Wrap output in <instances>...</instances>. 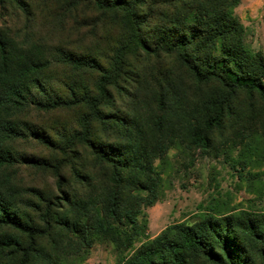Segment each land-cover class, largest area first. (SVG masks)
<instances>
[{
    "label": "rangeland",
    "instance_id": "374dc122",
    "mask_svg": "<svg viewBox=\"0 0 264 264\" xmlns=\"http://www.w3.org/2000/svg\"><path fill=\"white\" fill-rule=\"evenodd\" d=\"M103 1L105 7L99 6L98 0H0V32L11 45L34 50L40 59L50 61L48 70L40 76L41 96L62 97L72 103L50 111L33 107L25 115L29 126L48 136L53 144H44L30 135L14 145L19 153L47 162L46 166L18 165L13 180L16 211L25 222L42 229H46V209L56 214L49 230L38 237L31 264L118 263L116 248L110 240L92 235L90 229V240L84 241L78 232L89 230L88 225L93 222L95 193L85 192L86 186L77 183L75 176L84 168L99 177L106 175L85 146L86 132L90 141L113 153L117 151L121 157L130 149L145 162L152 158L154 173L161 179L160 198L149 206H138V221L146 227L140 230L132 252L170 226H193L210 214L220 218L239 216L245 221L250 218L263 224L264 136L259 133L255 154L236 143L230 128L214 135V147L208 152L183 142L184 125L195 121L200 110L197 85L174 58L165 57L163 66L184 78L182 86L165 82L161 87L158 80L164 81L161 75L165 73L162 60L131 47L127 49L120 80L110 87L100 112L93 115L83 102L87 97L100 95L99 82L105 71L112 70L117 50L129 41L131 33L122 12L112 7L114 0ZM139 12L146 13L147 7L141 5ZM235 15L246 27L247 41L253 50L264 52V0H241ZM66 55L97 61L103 70L73 68L62 62ZM164 97L168 99L165 110L161 108ZM247 101L240 95L234 110H248ZM250 108L256 117L246 121L263 131L262 108ZM138 136L145 140H138ZM163 146H169L166 156L163 160L155 159L152 152ZM98 185L102 186V182ZM63 191L73 192L81 207H69ZM84 205L88 213L84 212ZM67 220L70 225H66ZM245 235V257L235 248L237 255L246 258L245 264H264V255L253 235L249 231ZM2 236H10L23 246L28 244V238L15 229H0ZM192 261L210 264L201 256ZM0 264H19V254L0 251Z\"/></svg>",
    "mask_w": 264,
    "mask_h": 264
},
{
    "label": "trees",
    "instance_id": "16d2710c",
    "mask_svg": "<svg viewBox=\"0 0 264 264\" xmlns=\"http://www.w3.org/2000/svg\"><path fill=\"white\" fill-rule=\"evenodd\" d=\"M240 3L241 0H114L112 7L122 12V19L131 32L129 41L117 50L112 70L104 72L97 87L100 95L87 97L83 102L93 115L100 112L99 107L110 95V87L120 80L127 49L131 47L154 55L162 60V66L165 57L174 58L197 85V108L200 110L195 121L189 120L187 126L184 125L183 142L208 152L214 147V135L230 128L236 143L255 154L257 146L254 144H257L259 133L264 136V119L263 131L246 119L256 117L252 115L255 113L250 108L252 105L255 111L262 108L260 114L264 113V52L254 51L247 41V29L235 15ZM97 4L106 5L103 0H98ZM141 5L147 7L146 13L139 12ZM40 58L34 50L11 45L8 37L0 32V229H15L28 238V244L23 246L10 236H2L0 251L13 250L19 254V264L32 263L38 237L49 230L56 214L46 209L43 218L46 229H42L25 222L16 211L13 180L18 165L46 166L47 162L19 153L14 145L30 135L44 144H53L48 136L29 126L25 115L33 107L50 111L72 104L62 97L41 96L40 76L48 70L50 61ZM62 62L78 70H103L97 61L73 55H66ZM163 68L165 73L161 78L164 81L158 80L161 87L165 82L183 85V77L168 72V66ZM240 95L248 100V110H234ZM167 106L168 99L164 97L161 108L165 110ZM83 139L106 175L99 177L84 168L75 176L77 183L86 186L85 192L95 193L93 222L88 225L89 230L78 232L84 241L90 240V229L92 235L110 240L119 257L117 264H193L191 259L195 256L203 257L210 264H245L246 258L237 255L236 249L245 254L247 231L264 255V223H256L250 218L245 221L239 216L220 218L218 214H210L193 226H170L132 252L140 230L146 227L138 221V206H149L160 198L161 179L154 173L152 158L145 162L139 153H130L127 148V155L124 153L121 157L117 151L113 153L90 141L88 132ZM141 139L145 140L138 136V140ZM168 149L169 146H163L153 151L152 156L163 160ZM97 179L102 186L98 185ZM63 194L69 207H81L73 192L63 191ZM83 208L88 213L87 206ZM70 224L67 220L66 225Z\"/></svg>",
    "mask_w": 264,
    "mask_h": 264
}]
</instances>
